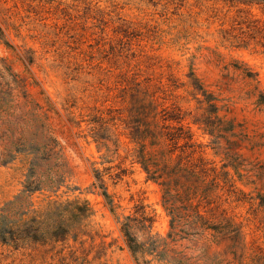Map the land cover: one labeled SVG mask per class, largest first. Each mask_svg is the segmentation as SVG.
Wrapping results in <instances>:
<instances>
[{"label":"rangeland","instance_id":"rangeland-1","mask_svg":"<svg viewBox=\"0 0 264 264\" xmlns=\"http://www.w3.org/2000/svg\"><path fill=\"white\" fill-rule=\"evenodd\" d=\"M5 67L44 108L59 144L45 171L63 184L56 196L37 192L31 201L36 208L50 200L87 201L91 215L77 241L15 248L0 240V264H137L121 222L141 206L155 215L154 234L166 236L161 188L131 159L120 179L105 177L114 212L93 188L94 170L118 165L132 145L118 123L112 140L121 158L110 154L114 163L103 164L106 151L98 152L88 135L89 121L109 110L126 115L124 101L136 91L147 89L180 109L203 157L218 168L236 165L238 173L228 170L237 189L256 206L264 198V108L257 103L264 93V0H0ZM210 104L219 109L212 119L222 130L213 136L194 124L207 119ZM27 168L22 159L0 166V215L24 190ZM222 210L247 226L245 263L264 264L263 209L241 202ZM226 250V243L213 245L209 256L227 264L233 260Z\"/></svg>","mask_w":264,"mask_h":264},{"label":"trees","instance_id":"trees-1","mask_svg":"<svg viewBox=\"0 0 264 264\" xmlns=\"http://www.w3.org/2000/svg\"><path fill=\"white\" fill-rule=\"evenodd\" d=\"M25 87L10 68L0 69V166L13 165L22 159L28 167L24 190L0 215V240L15 248L64 243L69 238L77 241L84 233V221L91 215L87 201L50 200L38 208L31 201L37 192L49 191L56 196L63 178L45 171L57 156L59 144L51 136L53 132L44 108L30 99ZM206 100L213 101L209 97ZM124 103L128 107L126 115L117 116L113 110L101 112L89 121L88 135L97 144L98 152L106 151L101 157L103 164L114 163L110 154L121 158L118 141L112 140V129L118 123L132 145L118 165L94 170L93 188L101 191L112 212L114 203L105 177L120 179L127 172L122 170V165L129 159L131 164L142 168L148 181L161 188V205L169 217L166 236L154 234L155 215L144 206L139 207L135 216H127L121 222V232L137 264H223L225 261L219 256H209L213 245L223 243L227 244L226 254L233 260L227 264H246L247 226L228 216L226 210L220 213L219 210L224 204L242 202L249 203L256 213L261 209L264 213V198L260 197L256 206L253 198L237 189L228 170L231 167L238 173L236 165L218 168L203 157V145L194 142L191 128L183 124L185 116L180 109L167 107L156 93L147 89L136 91ZM257 103L264 108V93ZM210 108L207 119L194 124L213 136L222 130L212 119L218 107L210 104ZM115 170L120 172L114 174ZM79 264L91 263L84 259Z\"/></svg>","mask_w":264,"mask_h":264}]
</instances>
